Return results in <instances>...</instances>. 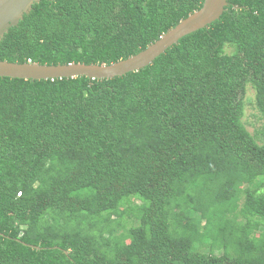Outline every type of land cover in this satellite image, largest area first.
I'll return each mask as SVG.
<instances>
[{
  "label": "trees",
  "instance_id": "trees-1",
  "mask_svg": "<svg viewBox=\"0 0 264 264\" xmlns=\"http://www.w3.org/2000/svg\"><path fill=\"white\" fill-rule=\"evenodd\" d=\"M203 3L41 0L0 60L109 65ZM249 86L264 118V0H228L120 77H0V264H264V123L243 121Z\"/></svg>",
  "mask_w": 264,
  "mask_h": 264
},
{
  "label": "water",
  "instance_id": "water-1",
  "mask_svg": "<svg viewBox=\"0 0 264 264\" xmlns=\"http://www.w3.org/2000/svg\"><path fill=\"white\" fill-rule=\"evenodd\" d=\"M41 0H0V40L12 26L29 14L33 5ZM228 0H204L203 6L163 34L145 50L112 64L69 63L47 65L34 62L18 63L0 60V77L25 80H53L86 76L91 80L112 79L136 72L151 65L159 56L177 44L181 38L208 28L221 18ZM0 235H2L0 233Z\"/></svg>",
  "mask_w": 264,
  "mask_h": 264
},
{
  "label": "rangeland",
  "instance_id": "rangeland-1",
  "mask_svg": "<svg viewBox=\"0 0 264 264\" xmlns=\"http://www.w3.org/2000/svg\"><path fill=\"white\" fill-rule=\"evenodd\" d=\"M243 121L248 130L252 133L264 123V118L259 113L256 106L255 90L251 86L248 87L247 95L245 97V114ZM181 219L184 224L187 225L188 219L182 214Z\"/></svg>",
  "mask_w": 264,
  "mask_h": 264
}]
</instances>
